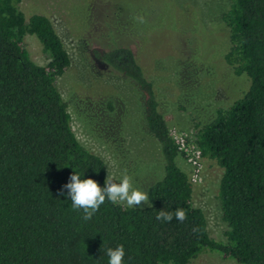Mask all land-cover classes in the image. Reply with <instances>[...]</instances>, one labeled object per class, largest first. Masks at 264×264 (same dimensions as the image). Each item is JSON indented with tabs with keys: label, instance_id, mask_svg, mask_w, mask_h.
I'll return each mask as SVG.
<instances>
[{
	"label": "trees",
	"instance_id": "obj_1",
	"mask_svg": "<svg viewBox=\"0 0 264 264\" xmlns=\"http://www.w3.org/2000/svg\"><path fill=\"white\" fill-rule=\"evenodd\" d=\"M21 0H0V264H107L106 250L123 245L124 264H189L203 252L238 264H264V0H229L221 20L229 29L225 62L249 87L212 120L194 125L190 140L201 158L222 169L218 185L223 241L210 238L202 210L192 205L190 174L162 114L153 85L134 53L117 47L99 55L113 74L136 85L143 118L158 142L163 175L146 193L149 205L105 201L91 220L74 210L70 176L104 187L103 161L76 139L67 104L55 80L70 57L51 21L27 19ZM33 35L48 56L35 64L24 44ZM182 208L187 219L156 220L159 211Z\"/></svg>",
	"mask_w": 264,
	"mask_h": 264
},
{
	"label": "rangeland",
	"instance_id": "obj_2",
	"mask_svg": "<svg viewBox=\"0 0 264 264\" xmlns=\"http://www.w3.org/2000/svg\"><path fill=\"white\" fill-rule=\"evenodd\" d=\"M228 7L229 0H21L24 17L46 16L66 48L70 66L55 86L76 139L103 161L106 178L109 173L119 182L126 172L133 187L146 192L163 169L160 146L143 118L142 95L131 81L113 76L99 55L131 49L169 127L190 141L194 125L212 120L217 109H227L249 87L248 77L234 75L225 62L229 29L221 15ZM24 44L35 64L48 63L35 36H25ZM176 163L190 174L183 156ZM201 166L192 205L202 210L210 238L223 241L227 226L217 197L222 169L205 159ZM189 264L238 263L203 252Z\"/></svg>",
	"mask_w": 264,
	"mask_h": 264
},
{
	"label": "clouds",
	"instance_id": "obj_3",
	"mask_svg": "<svg viewBox=\"0 0 264 264\" xmlns=\"http://www.w3.org/2000/svg\"><path fill=\"white\" fill-rule=\"evenodd\" d=\"M69 180L70 182L62 187L59 194L63 195L64 189L67 190L72 208L82 210L85 221L91 220L106 200L113 204H125L127 207L138 206L142 203L149 205L147 193L134 188L132 178L126 172L119 182H115L114 177L108 173L104 187L93 179H82L76 172L70 176ZM173 218L183 222L187 219V213L184 209L178 208L174 213L162 210L156 215V220L164 223L171 222ZM125 254L123 245L108 248L106 250L107 264H124Z\"/></svg>",
	"mask_w": 264,
	"mask_h": 264
},
{
	"label": "built area",
	"instance_id": "obj_4",
	"mask_svg": "<svg viewBox=\"0 0 264 264\" xmlns=\"http://www.w3.org/2000/svg\"><path fill=\"white\" fill-rule=\"evenodd\" d=\"M170 136L178 146L179 151L183 153L182 156L190 167V180L192 184L200 183L202 170L200 151L195 145L190 144L185 133L170 128Z\"/></svg>",
	"mask_w": 264,
	"mask_h": 264
}]
</instances>
